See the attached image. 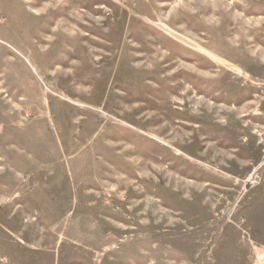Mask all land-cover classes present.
I'll return each mask as SVG.
<instances>
[{
	"label": "rangeland",
	"instance_id": "rangeland-1",
	"mask_svg": "<svg viewBox=\"0 0 264 264\" xmlns=\"http://www.w3.org/2000/svg\"><path fill=\"white\" fill-rule=\"evenodd\" d=\"M33 1L0 0V264H264V0Z\"/></svg>",
	"mask_w": 264,
	"mask_h": 264
},
{
	"label": "bare ground",
	"instance_id": "bare-ground-1",
	"mask_svg": "<svg viewBox=\"0 0 264 264\" xmlns=\"http://www.w3.org/2000/svg\"><path fill=\"white\" fill-rule=\"evenodd\" d=\"M40 2V0H37L36 2H32V3H39ZM71 4H73V3H71ZM70 4V5H71ZM69 7V6H68ZM57 13V11L55 10V9H53L50 13H47L46 12V15L45 16H51V14H52V16L53 15H55ZM64 13V12H63ZM45 16H39V17H42L41 19H44V18H47V17H45ZM48 19H50V18H48ZM195 46H196V48H198L199 49V51H203V52H205V53H208L209 55H211L213 58H216L213 54H211V53H209L207 50H205L204 48H202L201 46H199V45H197V44H194ZM155 139V138H154Z\"/></svg>",
	"mask_w": 264,
	"mask_h": 264
}]
</instances>
